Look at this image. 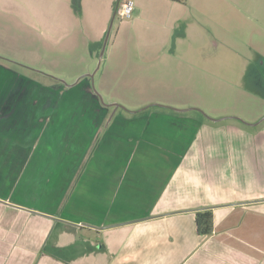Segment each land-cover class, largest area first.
<instances>
[{"label":"crops","instance_id":"1","mask_svg":"<svg viewBox=\"0 0 264 264\" xmlns=\"http://www.w3.org/2000/svg\"><path fill=\"white\" fill-rule=\"evenodd\" d=\"M134 1L136 18L178 19L205 0ZM13 75L0 66L21 88ZM26 95L0 94V264H264V126L227 125L240 138L229 141L200 122L191 143L162 146L153 127L131 139L114 125L57 130L20 114ZM204 208L209 236L197 231Z\"/></svg>","mask_w":264,"mask_h":264},{"label":"rangeland","instance_id":"2","mask_svg":"<svg viewBox=\"0 0 264 264\" xmlns=\"http://www.w3.org/2000/svg\"><path fill=\"white\" fill-rule=\"evenodd\" d=\"M116 3L0 0V66L25 77L21 88L0 78V94H27L20 114L57 130L84 125L97 136L114 125V136L131 139L153 127L162 146L191 143L200 122L222 127L229 141L240 138L227 125L263 128L209 118L264 117V0H205L178 19L165 8L157 19L134 11L130 20L118 17ZM232 151L244 157L248 149Z\"/></svg>","mask_w":264,"mask_h":264},{"label":"trees","instance_id":"3","mask_svg":"<svg viewBox=\"0 0 264 264\" xmlns=\"http://www.w3.org/2000/svg\"><path fill=\"white\" fill-rule=\"evenodd\" d=\"M184 3L186 0H169ZM165 109V108H163ZM197 231L200 235L209 236L212 234L213 226V209L204 208L196 213Z\"/></svg>","mask_w":264,"mask_h":264},{"label":"water","instance_id":"4","mask_svg":"<svg viewBox=\"0 0 264 264\" xmlns=\"http://www.w3.org/2000/svg\"><path fill=\"white\" fill-rule=\"evenodd\" d=\"M95 92L100 97L101 101L105 104V102H104L102 96L99 94V92L97 90H95ZM105 106H113V104H110V105L105 104ZM159 106L161 108L171 109V110L178 111V112H189V111H191L193 109H196V108H188V109H184L183 110V109H175V108H171V107H167V106H163V105H159ZM116 107H120V106H116ZM150 107H152V105H148L145 108H142V109L137 110V111H132L131 113L136 114L138 112H142L144 110H147ZM209 119L212 120V121H215V122L223 121V120H226V119H235V120H238V121L244 123L245 125L253 126V127L260 125L264 121V117H262L258 122H255V123H247V122L243 121L242 119H240L239 117H225V118H222V119H212V118H209Z\"/></svg>","mask_w":264,"mask_h":264},{"label":"built area","instance_id":"5","mask_svg":"<svg viewBox=\"0 0 264 264\" xmlns=\"http://www.w3.org/2000/svg\"><path fill=\"white\" fill-rule=\"evenodd\" d=\"M134 0H123L117 8V15L121 20H130L135 11Z\"/></svg>","mask_w":264,"mask_h":264}]
</instances>
